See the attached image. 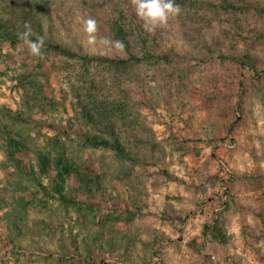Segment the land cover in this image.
I'll return each instance as SVG.
<instances>
[{"label":"rangeland","instance_id":"374dc122","mask_svg":"<svg viewBox=\"0 0 264 264\" xmlns=\"http://www.w3.org/2000/svg\"><path fill=\"white\" fill-rule=\"evenodd\" d=\"M175 2L0 0V264H264V0Z\"/></svg>","mask_w":264,"mask_h":264},{"label":"clouds","instance_id":"9594fccd","mask_svg":"<svg viewBox=\"0 0 264 264\" xmlns=\"http://www.w3.org/2000/svg\"><path fill=\"white\" fill-rule=\"evenodd\" d=\"M133 4L136 15L144 20L146 24L153 26L166 24L169 15H179L181 11L180 5L175 0H133ZM81 23L84 33L88 36V42H94L96 40L94 33L97 31V21L89 17L83 19ZM32 34L31 26L25 24V31L19 35L27 45L30 53L35 57H39L42 55L41 50L44 46V37H37L33 41L30 39ZM116 46L120 47L121 45L117 42Z\"/></svg>","mask_w":264,"mask_h":264},{"label":"trees","instance_id":"16d2710c","mask_svg":"<svg viewBox=\"0 0 264 264\" xmlns=\"http://www.w3.org/2000/svg\"><path fill=\"white\" fill-rule=\"evenodd\" d=\"M120 26H118L119 27V31H118V33H119V35H120V37L126 42H129V40H130V35L126 32V30H125V28H123V26L121 25V24H119ZM126 42V43H127ZM130 43V42H129ZM244 83H243V81H242V85H243ZM118 146H120L121 147V144H120V141L118 140ZM119 147V148H120Z\"/></svg>","mask_w":264,"mask_h":264}]
</instances>
